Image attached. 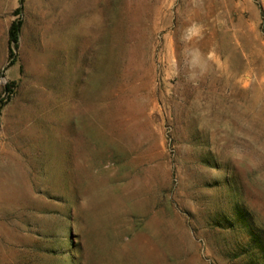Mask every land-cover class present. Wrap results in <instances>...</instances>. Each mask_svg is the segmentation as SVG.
<instances>
[{
  "label": "rangeland",
  "instance_id": "1",
  "mask_svg": "<svg viewBox=\"0 0 264 264\" xmlns=\"http://www.w3.org/2000/svg\"><path fill=\"white\" fill-rule=\"evenodd\" d=\"M0 103V264H264V0H0Z\"/></svg>",
  "mask_w": 264,
  "mask_h": 264
},
{
  "label": "trees",
  "instance_id": "2",
  "mask_svg": "<svg viewBox=\"0 0 264 264\" xmlns=\"http://www.w3.org/2000/svg\"><path fill=\"white\" fill-rule=\"evenodd\" d=\"M21 3H23V0H21ZM23 27V21L20 18L15 19L10 28H9V62L10 65H13L16 63V52L15 50L18 48L19 46V37H20V33ZM16 85L15 81H11L8 82L5 86V93L8 94V96H10L14 91V86ZM3 108V103H0V115H1V111ZM251 233L253 234V236L257 235L255 233V230L253 228V225H248Z\"/></svg>",
  "mask_w": 264,
  "mask_h": 264
}]
</instances>
